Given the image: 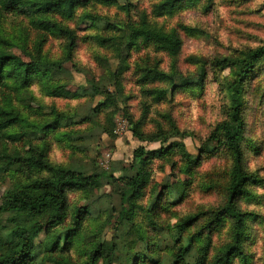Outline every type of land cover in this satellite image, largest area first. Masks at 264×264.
Segmentation results:
<instances>
[{"label":"clouds","instance_id":"clouds-1","mask_svg":"<svg viewBox=\"0 0 264 264\" xmlns=\"http://www.w3.org/2000/svg\"><path fill=\"white\" fill-rule=\"evenodd\" d=\"M0 264H264V0H0Z\"/></svg>","mask_w":264,"mask_h":264}]
</instances>
